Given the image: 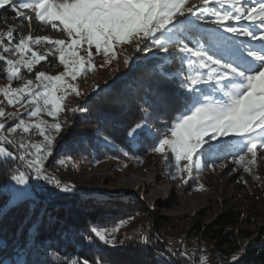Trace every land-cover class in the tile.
Listing matches in <instances>:
<instances>
[{
	"label": "snow or ice",
	"instance_id": "1",
	"mask_svg": "<svg viewBox=\"0 0 264 264\" xmlns=\"http://www.w3.org/2000/svg\"><path fill=\"white\" fill-rule=\"evenodd\" d=\"M6 7L14 11L18 23L0 32V72L10 82L21 81V86L9 83L0 87V93L10 106H33L27 113L29 118L46 112L53 120L26 121L23 116L18 118L17 112L6 113L0 107V170L8 176L0 192L8 195L13 206L28 204L35 214L38 198L33 177L62 192L74 191V184L63 183L45 168L44 162L53 156L63 128L58 114L66 111L63 102L68 95H82L74 82L96 68L94 55L111 54L114 59L116 46L126 43H133L138 52L155 48L164 54L160 57L153 52L158 57L159 71L150 78L155 81L148 88L152 99L144 97L143 104L137 105L142 116L126 130L129 144L150 143L152 152L166 161L171 155V179L179 178L184 183L198 179L194 171H215L216 162L221 160L232 161L230 173L242 167L255 175L258 155L264 164V0H0V9ZM33 13L40 23L65 33L66 39L25 35L23 22L30 27ZM35 45L50 47L41 54ZM49 56L58 60L63 71L53 75L36 69L42 61L51 64ZM106 62L111 63V59ZM124 63L129 59L125 58ZM174 63L175 70H169ZM22 69L35 71L39 83L26 78ZM165 84L171 88L162 87ZM103 92L99 89L97 97ZM149 107L159 114L156 122L164 130L150 123L153 116ZM71 111L88 113L90 109L81 105ZM160 116H169L170 120H160ZM13 119L16 123L9 125ZM32 131L43 140L33 142L19 134ZM100 138L105 144L113 143L108 134ZM134 158L142 162L141 157ZM199 188L204 189V185ZM118 233L120 227L89 226L77 233L75 242L82 249H93L95 254L89 258L74 253L77 258L70 256L64 264H117L96 241L114 249L125 240L136 239L127 234L121 239ZM139 240L145 246L150 243L143 232ZM168 254L180 255L175 250ZM231 260L239 264L237 255ZM0 264L43 262L4 259Z\"/></svg>",
	"mask_w": 264,
	"mask_h": 264
},
{
	"label": "rangeland",
	"instance_id": "2",
	"mask_svg": "<svg viewBox=\"0 0 264 264\" xmlns=\"http://www.w3.org/2000/svg\"><path fill=\"white\" fill-rule=\"evenodd\" d=\"M10 13H14L10 7L0 9V32H6L7 26L17 25L18 18L15 13L14 17L10 18ZM32 15L33 20L30 27L26 21L23 22L25 35L31 33L33 36L48 35L53 39H66L65 33L53 30L50 25L40 23L34 13ZM33 47L43 54L50 46L35 45ZM141 47H143V43H141ZM132 51L135 52V55L131 57ZM116 52L117 57L114 59L111 54L107 57L102 53L94 55L93 62L96 68L82 74L74 82L78 85L82 95L80 97L75 96L74 93L68 95L63 102L66 111L58 114V119L64 122L63 128L56 139L53 156L44 162L45 168L50 175L55 176L63 183L74 184V191L62 192L44 181H36L33 177L31 182L37 198L40 193L48 190L49 198L69 197L103 204L104 207L98 210L100 215L105 214L109 221H104L101 227L108 229L120 227L118 235L121 239L124 234L130 237H139V234L143 232L149 236L150 243L156 237L165 243L171 251L180 247L185 253L192 255L194 264H232L230 258H225L192 229L197 225H212L221 213L232 209L240 211L243 216L239 231L252 233L248 238H239L238 244L244 245L254 239L264 242V164L260 162L259 155L257 165L253 169L255 175L244 172L242 167L230 173L229 169L233 167L232 161L221 160L216 162L215 171L211 168H205L199 172L194 171L193 175L198 179H190L188 183H184L179 178L171 179L169 174L171 155L166 161L163 156L152 152L151 149L144 153H133L123 148L114 139H112V144H105L102 139L99 141L100 143L97 141L99 146L105 145L120 152L119 155H116L108 151V155L104 159H96L95 155L88 156L86 152L89 150L82 152L85 154L79 159L71 157L64 151L72 132L83 119L89 116V112H73L72 108L81 105L88 107L89 100L97 96L96 93L99 89L108 91L122 79H127L123 86L126 87L136 76V74L131 75L138 70L141 72L146 71L145 69L159 71L156 67L158 57L153 56V52L159 53L158 49L138 52L133 43H126L117 45ZM81 55L84 53L81 52ZM163 55V53H159L160 57ZM125 58L129 59V63H124ZM109 59H111V63L106 62ZM48 60L52 63L42 61L36 66V69L53 75L63 71V66L59 65L58 60L52 56H49ZM159 62L163 63V60H159ZM45 63L50 66V69L43 66ZM101 65L103 66L101 67ZM165 67L169 68L168 65ZM176 67L177 64L174 63L169 70L174 71ZM22 72L26 78L33 79L34 83H39L35 81V71L27 73L22 69ZM1 77L4 80L0 81V87H5L9 83L13 87L21 86V81L10 82L2 72H0ZM143 78L144 74L141 73L137 79L142 82ZM144 90L146 92L143 94V98H149L148 86ZM0 107L4 108L6 113L17 112V117L23 116L26 121L36 122L37 119H44L50 123L53 122L52 117H49L46 112H42L40 117L29 118L27 113L33 106L29 105L27 109L21 108L19 105L10 106L3 93H0ZM15 123L16 119L8 121L9 125ZM19 134L24 135L25 138L30 137L33 142L43 140V137H40L35 131ZM97 134L101 136L106 133L98 130ZM229 139L233 138L229 137ZM76 142V147L80 149V141ZM86 143L89 146L88 141ZM125 152H128L129 155L125 156ZM136 156L141 157L142 162H138L134 158ZM61 160L64 163H60ZM221 163L226 166L221 168L219 166ZM125 165L127 166L125 167ZM256 176L260 179H256ZM200 184L204 185V189L199 188ZM106 207L109 210H106ZM121 222H123L122 225ZM4 245L5 241L0 240V246ZM227 251L228 255L238 253L234 247H228Z\"/></svg>",
	"mask_w": 264,
	"mask_h": 264
},
{
	"label": "trees",
	"instance_id": "3",
	"mask_svg": "<svg viewBox=\"0 0 264 264\" xmlns=\"http://www.w3.org/2000/svg\"><path fill=\"white\" fill-rule=\"evenodd\" d=\"M9 17L13 18L14 13H10ZM47 65L43 64L50 69ZM2 68L0 62V70ZM145 70L133 73L131 76L135 74L136 76L126 87L123 86L127 79H122L99 97H92L88 103L89 116L72 132L64 151L77 159L85 154H82L85 150H89L86 152L88 156L95 155L96 159L106 158L108 151L119 155L118 150L97 144V141H101V136L97 132L101 130L130 152H148L152 148L150 143L129 144L125 138L128 126L142 116L137 105L143 104L145 87L149 88L150 84L155 83L150 78L157 71ZM141 73L144 74L142 82L137 79ZM3 80L1 77L0 81ZM162 87L170 89L171 85L165 84ZM148 96L152 99L149 91ZM149 112L153 116L150 123H156L157 127L164 130L163 125L156 122L159 114L150 107ZM160 120L168 121L170 117L160 116ZM76 141H80L82 146L80 149L76 147ZM87 141L89 146L86 145ZM7 179L8 176L0 170V187ZM47 192L48 190H45L39 194L35 214L29 211L28 204L13 206L9 203L8 195L0 192V240L5 241V245L0 246V260L23 259L30 262L41 261L43 264H64L70 256L72 259L77 258L74 253L89 258L95 254L94 250L88 247L82 249L75 240L77 233L89 226L101 227L104 221H109L107 216L100 215L98 210L104 207L103 204L69 197L49 198ZM105 209L109 210L107 207ZM242 220L240 211L229 209L221 213L214 224L197 225L192 230L201 235L203 240L225 258H232L233 255H228L227 248L234 247L238 251L236 255L239 257V264H264V242L254 239L244 245L238 244L239 238H248L252 235L247 231H239ZM96 243L100 249L108 252L110 258L117 264H163V261H168L169 264H189V260L194 264L192 255L185 253L180 247L175 250V253L180 255L170 256L168 253L172 252L171 249L156 237L147 246L142 244L139 237L125 240L122 246L118 245L114 249L104 246L99 241Z\"/></svg>",
	"mask_w": 264,
	"mask_h": 264
},
{
	"label": "bare ground",
	"instance_id": "4",
	"mask_svg": "<svg viewBox=\"0 0 264 264\" xmlns=\"http://www.w3.org/2000/svg\"><path fill=\"white\" fill-rule=\"evenodd\" d=\"M192 2L196 3V2H198V0H192ZM134 55H135V52L132 51V52L130 53V56L132 57V56H134Z\"/></svg>",
	"mask_w": 264,
	"mask_h": 264
}]
</instances>
